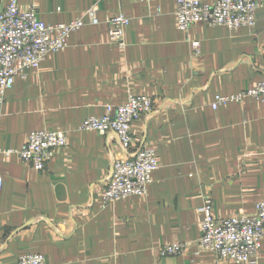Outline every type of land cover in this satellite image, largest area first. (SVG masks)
Segmentation results:
<instances>
[{
    "label": "crops",
    "instance_id": "1",
    "mask_svg": "<svg viewBox=\"0 0 264 264\" xmlns=\"http://www.w3.org/2000/svg\"><path fill=\"white\" fill-rule=\"evenodd\" d=\"M260 1L253 26L195 22L181 30L175 0H17L21 10L34 4L46 24L68 23L96 5L98 23L85 22L65 49L15 78L0 104V148H21L35 130L68 137L44 170L0 154V264L27 252L47 264H233L210 251L161 256L159 247L200 236L204 196L216 218L251 214L264 200V102L211 105L216 94L249 89L264 76ZM8 2L0 0V11ZM120 10L129 18L124 49L109 41L104 21ZM129 94L153 98L154 110L131 123V151L154 148L158 166L145 196L103 206L118 142L77 127Z\"/></svg>",
    "mask_w": 264,
    "mask_h": 264
},
{
    "label": "built area",
    "instance_id": "2",
    "mask_svg": "<svg viewBox=\"0 0 264 264\" xmlns=\"http://www.w3.org/2000/svg\"><path fill=\"white\" fill-rule=\"evenodd\" d=\"M261 7L260 0H217L213 4L204 0H175V18L177 28L181 30H187L195 22L236 29L253 26L257 10ZM97 9L93 5L82 16L68 23L46 24L37 18L34 4L21 10L17 0H9L0 11V104L15 78L38 68L48 53L65 49L69 35L80 29L85 22L98 23ZM104 21L109 41L124 49V32L129 23L127 15L120 10L106 16ZM191 50L193 55L200 53L199 40L191 41ZM245 98L264 102V76L249 89L216 94L211 105L216 109L219 104L240 102ZM153 110L151 96L129 94L123 104H107L103 115L88 116L77 127L79 131L93 130L100 135L112 133L118 142L121 154L111 162L101 196L103 206L130 196L147 194L152 173L158 166L157 152L151 147L131 151L133 138L130 126L133 120ZM67 142L68 137L63 131L35 130L29 133L21 148H0V154H14L28 160L33 169L40 171L45 169L55 148L65 146ZM2 183L0 176V189ZM198 212L201 216L200 236L192 241H177L160 246L161 256L180 255L192 249L195 255L210 251L218 259L229 260L233 264H260L259 247L264 240V200L255 203V210L251 214L216 218L212 214L211 197L204 196ZM16 264L47 262L42 254L27 252L17 257Z\"/></svg>",
    "mask_w": 264,
    "mask_h": 264
},
{
    "label": "rangeland",
    "instance_id": "3",
    "mask_svg": "<svg viewBox=\"0 0 264 264\" xmlns=\"http://www.w3.org/2000/svg\"><path fill=\"white\" fill-rule=\"evenodd\" d=\"M115 13H117V12H115ZM115 13H114V14H115ZM125 28H126V27H125ZM194 40H196V39H194ZM191 41H192V40H191ZM191 41H190V45H191Z\"/></svg>",
    "mask_w": 264,
    "mask_h": 264
}]
</instances>
